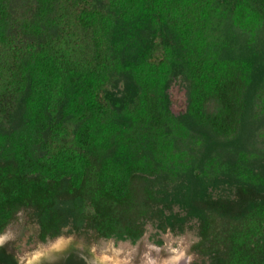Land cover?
<instances>
[{"label":"trees","instance_id":"obj_1","mask_svg":"<svg viewBox=\"0 0 264 264\" xmlns=\"http://www.w3.org/2000/svg\"><path fill=\"white\" fill-rule=\"evenodd\" d=\"M19 215L40 243L196 218L190 264H264V0H0V235Z\"/></svg>","mask_w":264,"mask_h":264},{"label":"rangeland","instance_id":"obj_2","mask_svg":"<svg viewBox=\"0 0 264 264\" xmlns=\"http://www.w3.org/2000/svg\"><path fill=\"white\" fill-rule=\"evenodd\" d=\"M169 95L173 113L183 112L185 108L184 92L177 86H173ZM218 188L213 193L215 197L222 194V190ZM173 192L176 200L173 196L170 197L172 212L184 216L183 207L185 205L180 196L184 192L179 187ZM18 217V221L11 225L2 236L0 235V240L14 237L18 242V247L24 253V257H28L30 261L43 254H55L70 243H73L78 249L87 250L93 264H190L196 259V256L190 252L191 245L197 241L194 230L197 223L196 218L185 224L183 232L177 233H173L169 229L162 233L158 230L156 223H148L145 225L143 236L134 244L114 239L94 241L74 235L61 236L41 244L36 242V226L25 223L21 215Z\"/></svg>","mask_w":264,"mask_h":264},{"label":"flooded vegetation","instance_id":"obj_3","mask_svg":"<svg viewBox=\"0 0 264 264\" xmlns=\"http://www.w3.org/2000/svg\"><path fill=\"white\" fill-rule=\"evenodd\" d=\"M90 256L87 250L78 249L73 243H70L55 254H43L30 261L28 257H24V253L18 247V242L14 237L0 240V264H93Z\"/></svg>","mask_w":264,"mask_h":264}]
</instances>
